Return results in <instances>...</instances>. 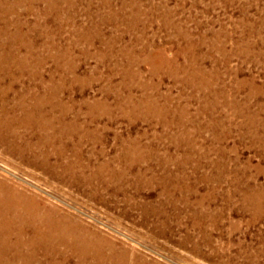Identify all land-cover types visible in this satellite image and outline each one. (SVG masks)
I'll return each instance as SVG.
<instances>
[{"label": "rangeland", "instance_id": "rangeland-1", "mask_svg": "<svg viewBox=\"0 0 264 264\" xmlns=\"http://www.w3.org/2000/svg\"><path fill=\"white\" fill-rule=\"evenodd\" d=\"M0 54V202L67 264H264V0H0Z\"/></svg>", "mask_w": 264, "mask_h": 264}, {"label": "bare ground", "instance_id": "bare-ground-1", "mask_svg": "<svg viewBox=\"0 0 264 264\" xmlns=\"http://www.w3.org/2000/svg\"><path fill=\"white\" fill-rule=\"evenodd\" d=\"M63 1V0H62ZM112 7V6H111ZM164 20V19H163ZM175 26V25H174ZM139 38V37H138ZM182 38V37H181ZM97 39V38H96ZM182 40V39H181ZM189 41V40H188ZM36 44V43H35ZM56 47V46H55ZM153 50V49H152ZM156 53V52H155ZM1 55V54H0ZM3 57V56H2ZM1 57V58H2ZM5 57V56H4ZM118 59V58H117ZM60 63V62H59ZM198 67V66H197ZM202 67V66H201ZM53 74V73H52ZM1 79V78H0ZM185 79V78H184ZM204 80V79H203ZM1 81V80H0ZM193 81V80H192ZM187 83V82H186ZM16 85V84H15ZM6 87V86H5ZM37 88V87H36ZM202 88V87H201ZM5 90V88H4ZM1 86L0 92L6 93ZM8 90V89H7ZM37 90V89H36ZM209 90V89H208ZM48 91V90H47ZM69 94V93H68ZM33 96V95H32ZM20 97V96H19ZM27 97V96H26ZM29 97V96H28ZM114 97V96H113ZM24 98V97H23ZM35 99V98H34ZM42 99V98H41ZM10 100V99H9ZM8 100V101H9ZM22 100V99H21ZM36 100V99H35ZM7 99L2 95L0 98V121H5L7 116L5 114H9L7 109V105H9ZM58 101V100H57ZM15 105V103H13ZM17 106L22 108V102L19 101L16 103ZM28 105V104H27ZM34 105V104H33ZM36 105V104H35ZM234 105V104H233ZM16 106V105H15ZM24 106V105H23ZM131 106V105H130ZM39 107L36 106L37 110ZM88 108V107H87ZM11 109V108H10ZM162 109V108H161ZM168 109V108H167ZM26 110V109H25ZM39 110V109H38ZM137 110V109H136ZM91 111V110H90ZM33 112V111H32ZM35 113V112H34ZM30 114L29 111L25 114V120H34L38 118L36 114ZM67 113V112H66ZM91 113V112H90ZM39 114V113H38ZM24 116V115H23ZM41 117V116H40ZM78 117V116H77ZM93 117V116H92ZM91 117V118H92ZM11 118V117H9ZM48 119V118H47ZM55 119V118H54ZM144 119V118H143ZM246 119V118H245ZM15 120V119H14ZM17 120V119H16ZM37 120V119H36ZM45 120V119H44ZM60 120V119H59ZM21 121V120H20ZM55 122V120H53ZM53 121H51L53 123ZM6 122V121H5ZM13 122V121H12ZM15 122V121H14ZM46 122V121H45ZM41 123V122H40ZM62 123V122H61ZM1 124V123H0ZM39 124V123H38ZM66 124V123H65ZM7 125V124H6ZM61 125V124H60ZM64 125V124H63ZM2 126V125H0ZM17 126V125H16ZM42 126V125H40ZM45 126V125H44ZM55 126V125H54ZM70 126V125H69ZM72 126V125H71ZM199 126V125H198ZM8 127V126H7ZM11 127V126H10ZM38 127V126H37ZM41 128V127H40ZM43 128V127H42ZM46 128V127H45ZM62 128V127H61ZM74 128V127H73ZM65 129V128H64ZM9 130V129H8ZM83 130V129H82ZM87 130V128H86ZM185 130V129H184ZM61 131V130H60ZM57 132V131H55ZM70 132V131H69ZM85 132V131H84ZM8 133V132H7ZM50 133V132H49ZM68 133V132H67ZM87 133V132H86ZM59 134V133H58ZM61 134V133H60ZM65 134V133H64ZM45 135V134H44ZM47 135V134H46ZM50 135V134H49ZM159 136V135H158ZM58 137V136H57ZM91 137V136H90ZM44 138V137H43ZM92 138V137H91ZM13 140V139H12ZM30 140V139H29ZM29 147V146H28ZM107 147V146H106ZM13 148V147H12ZM23 152V151H22ZM41 153V152H40ZM127 153V152H126ZM117 161V160H116ZM185 162V161H184ZM112 163V162H111ZM69 165V164H68ZM155 165V164H154ZM67 167V166H66ZM69 167V166H68ZM102 167V165L100 166ZM105 167V166H104ZM131 167V166H130ZM127 168V167H126ZM68 169V168H67ZM111 169V168H110ZM104 170V169H103ZM129 170V169H128ZM127 170V171H128ZM112 171V170H111ZM123 171V170H122ZM100 172V171H99ZM72 173V172H71ZM74 173V172H73ZM90 173V172H89ZM75 174V173H74ZM98 176V174L96 175ZM100 176V175H99ZM123 177V175H122ZM141 177V176H140ZM95 178V177H94ZM98 178V177H97ZM103 179V178H102ZM91 180V179H89ZM140 182V181H139ZM237 188V187H236ZM238 191V190H236ZM243 192V191H242ZM251 192V191H250ZM249 192V193H250ZM245 193V192H244ZM243 193V194H244ZM1 195V194H0ZM250 195V194H249ZM253 195V194H251ZM256 195V194H255ZM259 195V194H258ZM257 195V196H258ZM237 196V195H236ZM250 197V196H249ZM15 199V198H14ZM242 199V198H241ZM11 200V199H10ZM17 200V199H15ZM254 201V200H253ZM3 202V201H2ZM19 202V201H18ZM247 202V201H246ZM252 202V200H251ZM16 203V202H15ZM23 203V202H22ZM13 204V203H11ZM17 204V203H16ZM251 204V203H250ZM259 204V203H257ZM244 205V204H243ZM253 205V204H252ZM257 207V206H256ZM254 208V206H253ZM262 210H264L262 208ZM28 211V210H27ZM255 211V210H254ZM259 212V211H258ZM263 212V211H262ZM39 213V212H38ZM37 213V214H38ZM256 213V212H255ZM34 214V213H33ZM36 214V216H37ZM30 215V214H29ZM264 215V213L262 214ZM257 215H255L256 217ZM254 217V216H253ZM41 218V217H40ZM53 220V219H51ZM55 221V220H54ZM62 225V224H60ZM59 228V227H57ZM54 227L51 222L48 221H35L34 218H31L24 214L22 211L20 212L18 208H13L11 205L7 203L0 202V235L6 238V241L0 240V246L6 244L7 246H14L16 249L22 252L23 258L22 261L24 264H67L66 256L61 246L66 245L69 242L64 238V236L59 233V230ZM62 228V227H60ZM65 229V228H64ZM63 231V230H62ZM61 231V232H62ZM69 234V232H68ZM65 235V234H64ZM67 235V234H66ZM15 237V241L13 245L11 243V237ZM74 237V236H73ZM72 238V237H71ZM80 238V237H79ZM82 238V237H81ZM14 239V238H13ZM85 239V238H84ZM72 241V240H71ZM83 241V240H82ZM74 242V241H73ZM85 242H88L87 240ZM90 242V241H89ZM72 244V243H71ZM75 244V243H74ZM82 245V243H81ZM88 245V244H87ZM71 246V245H70ZM75 246V245H74ZM93 246V245H92ZM65 247V246H64ZM78 247V246H77ZM78 249V248H75ZM12 250V249H11ZM72 250V249H71ZM92 250V249H91ZM15 251V250H14ZM79 251V250H78ZM98 251V250H97ZM18 252V251H17ZM64 252V253H63ZM89 252V251H88ZM243 252V251H242ZM253 252V251H252ZM13 253V252H12ZM81 253V252H80ZM85 253V252H83ZM14 254V253H13ZM19 254V253H18ZM75 254V253H74ZM93 254V253H92ZM103 254V253H102ZM15 255V254H14ZM82 255V254H81ZM94 255V254H93ZM114 255V254H113ZM247 255V254H246ZM75 256V255H74ZM80 256V255H79ZM90 256V255H89ZM92 256V255H91ZM90 256V257H91ZM102 256V255H101ZM248 256V255H247ZM97 258V256H95ZM110 257V256H109ZM113 257V256H112ZM14 258V257H13ZM78 258V257H77ZM122 258V257H121ZM21 259V258H18ZM94 259V258H93ZM105 259V258H104ZM117 259V258H116ZM252 259V258H251ZM250 261H254L251 260ZM85 259L75 260L78 261V264H83ZM103 258H99L97 260V264H100ZM108 260V259H107ZM111 260V259H110ZM109 260V261H110ZM122 260V259H121ZM120 260V261H121ZM249 260V258H248ZM18 261V260H17ZM16 261V262H17ZM114 261V260H113ZM7 262V261H6ZM93 262V261H92ZM92 262L90 264H92ZM106 262V261H105ZM117 262V261H116ZM247 262V261H246ZM21 263V262H20ZM76 263V262H75ZM112 263V262H111ZM88 264V263H87ZM95 264V263H94ZM113 264V263H112ZM115 264V263H114ZM138 264V263H137Z\"/></svg>", "mask_w": 264, "mask_h": 264}]
</instances>
